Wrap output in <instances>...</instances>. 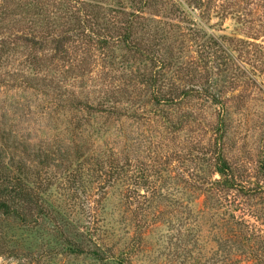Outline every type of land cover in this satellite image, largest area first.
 Masks as SVG:
<instances>
[{"label": "rangeland", "instance_id": "1", "mask_svg": "<svg viewBox=\"0 0 264 264\" xmlns=\"http://www.w3.org/2000/svg\"><path fill=\"white\" fill-rule=\"evenodd\" d=\"M148 1L0 0V264H264V0Z\"/></svg>", "mask_w": 264, "mask_h": 264}, {"label": "trees", "instance_id": "2", "mask_svg": "<svg viewBox=\"0 0 264 264\" xmlns=\"http://www.w3.org/2000/svg\"><path fill=\"white\" fill-rule=\"evenodd\" d=\"M132 4L134 5L135 10L127 12L128 18L126 20L127 28L126 32L129 33L124 37V41L128 42L131 39V33L133 32L132 24L135 23V20L137 18H140V11L143 7H149L152 6L151 3L148 0H131ZM196 32H198L197 35L200 36L201 29H196ZM35 43H38L34 41ZM205 43L204 41V47L205 48H211L210 45L213 47L214 50H216V47L220 45V42L217 41V39H214L213 42ZM5 41H0V59L3 55L2 50H7ZM136 50H139L135 47ZM150 84H155L156 77L154 75H151L149 77ZM154 86V85H153ZM159 90V89H158ZM187 93V91L185 92ZM164 97V98H163ZM154 100L156 103H162V101H165L166 103H171L168 98H165L160 91L157 94H154ZM213 101L218 104L220 103L219 100L215 96H213ZM223 131V128H222ZM225 133V130L221 133V136ZM220 160V166L218 168V172L221 175L226 174L230 170V166L225 159V157L221 156L219 158ZM23 167L25 165H20V168L18 170V175H11L8 172H5L3 170V166L0 165V214L5 216H13L16 215L20 217L24 222H26L28 225H35L37 224V220L33 217L32 219L25 218L26 216V209H32L33 207H36L39 210L40 216H46L47 213L50 211L49 206H46L45 198L39 196L37 188L43 186V184H30V180L26 174V172L23 170ZM39 185V186H38ZM48 185V183H47ZM47 186L43 187L42 189L47 190ZM35 208V209H36ZM28 215V214H27ZM62 236V235H61ZM63 242L65 243V248L70 253H83L85 250L84 248H81L80 246H77L74 241L70 240L68 237L63 236ZM93 256L99 260H103L97 251L92 252Z\"/></svg>", "mask_w": 264, "mask_h": 264}]
</instances>
